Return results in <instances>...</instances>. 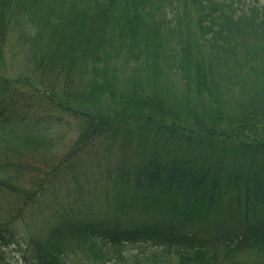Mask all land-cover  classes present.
Wrapping results in <instances>:
<instances>
[{
    "label": "trees",
    "instance_id": "1",
    "mask_svg": "<svg viewBox=\"0 0 264 264\" xmlns=\"http://www.w3.org/2000/svg\"><path fill=\"white\" fill-rule=\"evenodd\" d=\"M0 192L22 264H264V0H0Z\"/></svg>",
    "mask_w": 264,
    "mask_h": 264
},
{
    "label": "rangeland",
    "instance_id": "2",
    "mask_svg": "<svg viewBox=\"0 0 264 264\" xmlns=\"http://www.w3.org/2000/svg\"><path fill=\"white\" fill-rule=\"evenodd\" d=\"M6 54V53H5ZM3 69H8V67L11 65V61L9 59V56H4L3 58ZM13 66V71H14ZM1 193V192H0ZM9 200L8 196L5 194H0V211H4L7 208L6 202ZM18 201L11 198V200L8 201V204L15 207V204ZM23 201L20 200V204L22 205ZM34 209L27 208L26 212L29 215L25 219V223L23 226V223L18 222V220H14V223H17L15 225L16 232L19 233L21 236L19 237L23 241H27L28 235L30 232H32L33 228H30L29 230L27 227L29 226V219L30 222L34 220V215L36 214ZM1 214V213H0ZM256 218H264V212H261L256 215ZM6 218H4L2 215H0V225L6 224ZM204 233V231L202 232ZM12 247H10V250ZM2 252V256L0 257L1 263L0 264H22L19 260H17L16 255H12L9 253L8 250L0 249ZM124 256L129 261L128 263L123 261H116L114 259H108L107 261H100L96 262L97 264H176V259H172L170 255H167L166 252L162 249H156L151 248L147 246H136V247H127L124 250L121 251ZM14 256V257H13ZM91 260L87 257H85L83 254H81L79 251H76L74 249L67 257L64 259L61 264H93V262H90ZM229 262L233 263H239V264H263V255L257 250H244L242 252H238L233 254L229 259ZM138 262V263H136Z\"/></svg>",
    "mask_w": 264,
    "mask_h": 264
}]
</instances>
